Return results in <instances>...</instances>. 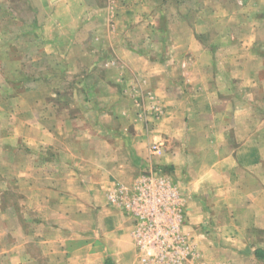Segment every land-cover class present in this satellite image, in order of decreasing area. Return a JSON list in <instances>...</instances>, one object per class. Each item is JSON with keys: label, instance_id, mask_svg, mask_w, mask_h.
Wrapping results in <instances>:
<instances>
[{"label": "crops", "instance_id": "crops-1", "mask_svg": "<svg viewBox=\"0 0 264 264\" xmlns=\"http://www.w3.org/2000/svg\"><path fill=\"white\" fill-rule=\"evenodd\" d=\"M254 4L253 18L203 9L140 36L97 6H63L54 38L72 86L58 102L82 115L57 122L37 80L16 101L0 84V264H143L134 216L111 196L152 172L180 189L203 264H264V3ZM94 8L100 19L83 21Z\"/></svg>", "mask_w": 264, "mask_h": 264}, {"label": "rangeland", "instance_id": "rangeland-1", "mask_svg": "<svg viewBox=\"0 0 264 264\" xmlns=\"http://www.w3.org/2000/svg\"><path fill=\"white\" fill-rule=\"evenodd\" d=\"M255 1L257 0H80V3L97 6L109 15L111 13V16H116V19L130 23V27L137 28L132 31L134 35L140 36L150 26L157 27L160 20L175 26L178 21L189 20L192 12L203 9L206 13H221L222 18L227 17L235 21L239 19V16H236L237 9L248 8L249 12H244L243 18H253ZM260 1L264 3V0ZM69 3L72 4V0H0V84L7 80L12 85L11 90H7L6 98H14L16 101L15 96L25 93L24 90L36 80L40 86L49 85L48 94L39 90L37 93L43 101L47 99L54 103L50 110L56 121L58 119L57 122H70L74 117L82 115L79 108L71 109L63 102H58L66 101L64 95L69 94L70 90L67 88L72 86V77L62 74L63 68L67 69L69 64L64 63L65 59L62 57L64 47L54 38V35L62 34L60 21L68 13V8L63 6L67 7ZM223 6L230 11L219 12V8ZM261 14L264 15V12ZM82 16L83 21H86L85 16H91L93 21L99 18L95 8ZM52 18H55L54 23L48 24ZM180 31L182 29L177 30ZM243 31L247 32L242 30L241 34ZM181 36L188 37V30L183 29ZM51 41H54V44ZM53 46L55 50H50ZM13 109L7 107L8 111ZM72 123L75 124V121ZM196 260L199 264L205 262L204 258L198 259L197 256Z\"/></svg>", "mask_w": 264, "mask_h": 264}, {"label": "built area", "instance_id": "built-area-1", "mask_svg": "<svg viewBox=\"0 0 264 264\" xmlns=\"http://www.w3.org/2000/svg\"><path fill=\"white\" fill-rule=\"evenodd\" d=\"M157 149V146H154ZM112 199L135 219V239L143 264L197 262L190 233L183 227L185 204L180 189L158 172L120 186Z\"/></svg>", "mask_w": 264, "mask_h": 264}]
</instances>
